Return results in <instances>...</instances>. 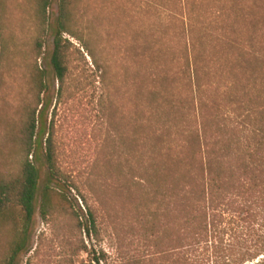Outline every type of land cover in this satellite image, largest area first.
Returning <instances> with one entry per match:
<instances>
[{"label": "rangeland", "instance_id": "374dc122", "mask_svg": "<svg viewBox=\"0 0 264 264\" xmlns=\"http://www.w3.org/2000/svg\"><path fill=\"white\" fill-rule=\"evenodd\" d=\"M218 3L207 0L201 7H193L195 15L203 16L200 24L217 25L221 8ZM58 6L59 0H52L49 28L38 54L34 50L40 37L36 0H0V7H5L6 30L14 34L22 50L17 67L9 74L1 73L0 180L13 181L21 171L25 157L20 147L23 114L35 95L31 81L36 68L45 72L48 87V105L43 113L45 131L38 141L44 142L51 135L62 182L60 188L47 184L41 150L37 151L36 162L28 158L39 169L40 180L29 252L19 263L90 264L89 254L99 251L109 259L116 251L128 259L134 250L141 256L148 255V251L155 250L147 242L151 234L143 219L147 215L145 172L151 145L162 130L160 123L165 122L159 116L163 112L154 111L162 103L155 92H163L158 85V64H167L171 79L177 73L179 65L175 60L181 49L178 36L188 24L186 14L190 7H180L179 0H69L74 36H64L70 45L65 63L67 74L59 90L50 66ZM260 23L256 45L264 56V23ZM166 47L170 50L167 63L157 54ZM212 53L222 55L217 49ZM214 57L210 63L217 61ZM213 72L209 80L213 87L205 97L216 99L218 112L241 136L251 134L253 128L240 127L246 121V113L229 104V98L223 95L228 91L214 79L219 73ZM260 74L256 90L262 99L259 107L264 109V64L260 65ZM174 81L171 86L175 90H169L176 106V100L184 93L177 78ZM191 106L190 103L181 114L176 113L178 109L172 110L170 118L177 117V123L193 127ZM171 133L170 141L175 139V130ZM175 148L173 145L172 151L179 150ZM45 187L53 191L48 193L50 209L42 215L40 195ZM88 213L95 222L90 238L81 229ZM19 227V210L12 205L3 209L0 263ZM156 228L161 231V227ZM249 264H264V255Z\"/></svg>", "mask_w": 264, "mask_h": 264}, {"label": "trees", "instance_id": "16d2710c", "mask_svg": "<svg viewBox=\"0 0 264 264\" xmlns=\"http://www.w3.org/2000/svg\"><path fill=\"white\" fill-rule=\"evenodd\" d=\"M205 1L179 0L180 7L190 9L186 14L188 24L178 36V71L171 79L167 64H158V85L163 92H155L162 103L154 111H162L159 116L165 122L160 123L162 130L149 152L150 163L145 172L147 215L143 218L151 234L147 242L155 251L141 256L134 250L129 259L119 251L111 259L103 251L92 252L90 264H249L264 255V109L259 107L262 99L256 90L260 65L264 64V56L256 45V29L260 22L264 23V0H217L220 21L213 27L200 24L203 16L194 13L193 7H201ZM51 6L52 0H36L40 37L34 50L38 54L49 28ZM5 15V7H0V86L1 73L9 74L15 69L22 54L14 34L6 30ZM70 22L69 0H59L50 58L59 90L67 74L65 63L70 45L64 36H74ZM216 49L222 55H214L212 51ZM169 53V48H160L158 58L165 62ZM213 56L217 61L210 63ZM212 70L219 73L214 79L224 84L228 92L223 95L229 98V104L246 113V121L240 127L253 128L251 134L241 136L218 112L216 99L205 97L213 87L209 83ZM32 73L35 95L24 110L21 132L24 161L15 180H0V214L11 205L20 213V227L0 264H20L19 259L29 252L40 173L28 158L36 162L37 151L41 150L47 184L56 188L62 184L51 135L44 142L38 141L45 131L46 74L36 68ZM176 78L184 96L173 106L170 90H175L171 84ZM190 103L193 127L177 123V117L170 118L172 110L178 109L176 113L181 114ZM173 130L175 139L170 141ZM173 145L179 150L172 151ZM51 191L45 187L40 195L42 215L50 209ZM157 226L161 231H156ZM81 229L87 238L95 231L91 213Z\"/></svg>", "mask_w": 264, "mask_h": 264}]
</instances>
